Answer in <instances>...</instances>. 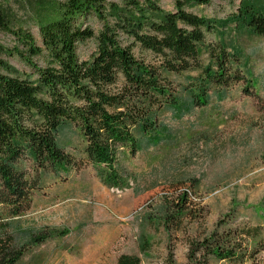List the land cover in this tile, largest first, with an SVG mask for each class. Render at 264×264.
Segmentation results:
<instances>
[{"label": "trees", "instance_id": "1", "mask_svg": "<svg viewBox=\"0 0 264 264\" xmlns=\"http://www.w3.org/2000/svg\"><path fill=\"white\" fill-rule=\"evenodd\" d=\"M211 1L172 0L171 10L155 0L46 1L32 18L39 40L24 25H13L0 6V33L12 38L0 42L1 220L29 207L43 171L90 165L102 184L121 186L118 156L134 155L141 137L159 142L160 111L177 103L178 75L200 70L192 85L194 106L207 105L213 88L244 80L240 52L228 51L213 21L191 10ZM88 17L100 23L98 31L85 24ZM229 18L264 37V11L256 4L241 0ZM207 34L215 39L206 42ZM86 40L95 50L81 60L77 45ZM204 52L208 61L201 64ZM69 125L82 142L75 154L58 143ZM197 185L196 178L170 183L149 218L168 233L202 219ZM233 222L219 219L211 231L189 239L188 261L256 263L261 227ZM22 255V249H0V264H15ZM115 264H140V258L121 254Z\"/></svg>", "mask_w": 264, "mask_h": 264}, {"label": "rangeland", "instance_id": "2", "mask_svg": "<svg viewBox=\"0 0 264 264\" xmlns=\"http://www.w3.org/2000/svg\"><path fill=\"white\" fill-rule=\"evenodd\" d=\"M46 1L51 0H0V6L13 25H24L39 40L32 18ZM155 1L165 10L173 9L172 0ZM240 1L212 0L191 10L213 21L219 32L215 35L223 37L228 51L240 52L244 80L213 88L207 105L194 106L192 85L200 70L175 77L177 103L160 111L159 142L141 137L134 155L118 156L121 186L102 184L90 165L43 171L29 207L0 219V249L23 251L15 264H115L121 254L138 256L140 264H191L189 239L208 233L222 218L233 219L234 225H259L260 250L256 263L209 258L208 264H264V37L230 20ZM247 1L264 11V0ZM85 24L95 31L100 28L91 17ZM11 39L0 33L1 43ZM214 39L207 34L206 42ZM94 50L93 40L77 45L81 60ZM207 61L204 52L201 64ZM11 63L24 69L14 59ZM248 80L255 86H248ZM62 142L72 154L82 146L73 125L62 130ZM190 178L198 181L195 196L204 217L168 233L149 215L170 183Z\"/></svg>", "mask_w": 264, "mask_h": 264}]
</instances>
